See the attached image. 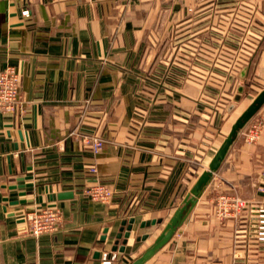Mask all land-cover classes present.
Instances as JSON below:
<instances>
[{
  "label": "crops",
  "instance_id": "crops-1",
  "mask_svg": "<svg viewBox=\"0 0 264 264\" xmlns=\"http://www.w3.org/2000/svg\"><path fill=\"white\" fill-rule=\"evenodd\" d=\"M262 6L0 0V69L12 62L21 70V108L0 111V264H101L105 250L118 253L114 264L140 256L229 133L215 105L234 94L243 66L250 78L264 61ZM230 62V73L220 70ZM84 133L105 139L100 152L91 153ZM244 139L242 132L180 230L145 264H264V244L250 232L254 207L226 219L215 213L220 193L261 199L264 131L255 143ZM91 163L114 190L109 203L85 194ZM44 204L61 208V222L29 234L19 212ZM131 218L124 251L113 250Z\"/></svg>",
  "mask_w": 264,
  "mask_h": 264
},
{
  "label": "built area",
  "instance_id": "built-area-1",
  "mask_svg": "<svg viewBox=\"0 0 264 264\" xmlns=\"http://www.w3.org/2000/svg\"><path fill=\"white\" fill-rule=\"evenodd\" d=\"M29 13L28 9L23 10L25 16L29 15ZM228 67H232L231 62ZM213 69L214 66L207 68L209 73ZM220 70H224V68ZM20 82L21 70L17 64L8 62L0 69L1 112L11 114L21 108ZM263 131L264 120L261 118L256 119L248 125L244 132L245 140L249 143H255L260 140ZM82 139L90 148L93 155L100 152L105 144V139L97 133H84L82 134ZM88 170L95 180L86 186L85 194L93 201L111 202L114 198V190L110 185L98 178L99 171L97 165L91 163ZM259 189L262 194L261 199L257 201H252L238 195L220 193L215 202V213L220 219H226L238 217L248 208L254 207L256 217L251 224L250 232L258 243L264 244V181ZM23 213L26 232L35 236L55 231L62 219V210L56 204L36 205L30 209H26ZM118 258L117 252L105 250L102 252L100 263L114 264Z\"/></svg>",
  "mask_w": 264,
  "mask_h": 264
},
{
  "label": "water",
  "instance_id": "water-1",
  "mask_svg": "<svg viewBox=\"0 0 264 264\" xmlns=\"http://www.w3.org/2000/svg\"><path fill=\"white\" fill-rule=\"evenodd\" d=\"M249 66L245 65L241 69L239 76L242 79L246 78L247 71ZM244 91V85L240 84L237 88V93L234 95V99L239 101L242 98V93ZM264 104V90H262L254 100L247 106V108L240 114V116L235 120L232 124V127L218 148L217 152L213 156L209 168L204 170L196 182L193 184L190 191L186 194L183 199L182 204L176 209L170 220L167 222L161 233L157 236L155 241L148 247L146 250L138 256L134 261L130 264H145L159 249H161L171 238L172 236L180 230V226L189 216L194 206L198 202L199 197L203 194L206 187L213 180L215 172H217L226 158L228 152L230 151L234 141L240 134V131L248 124V122L252 119V117L257 113V111ZM235 104H231L229 110L234 108ZM29 186H33L32 183L28 184ZM71 195L70 193H63L60 196ZM41 199V198H40ZM24 200L23 202H25ZM33 206L29 207L32 208ZM20 214L23 211L19 212ZM135 219L131 218L129 220L124 219L122 222V226L120 231L117 233V238L115 240V244L113 246V250L124 251L125 245L128 242V238L131 235V230L133 229V223ZM156 220H153L155 223ZM143 238H147V235H144ZM120 241L122 245L120 246Z\"/></svg>",
  "mask_w": 264,
  "mask_h": 264
},
{
  "label": "rangeland",
  "instance_id": "rangeland-1",
  "mask_svg": "<svg viewBox=\"0 0 264 264\" xmlns=\"http://www.w3.org/2000/svg\"><path fill=\"white\" fill-rule=\"evenodd\" d=\"M263 15H260L258 19H256V22L259 23L260 27V35L263 36L264 39V6H262V12ZM260 19V20H259ZM264 49V46L261 48ZM256 51V57L258 58L260 55V51ZM255 63V62H254ZM254 65V64H253ZM251 71V75L249 78V73L246 75L245 79H242L240 76V83L238 85H235L234 82L230 89H233L234 92L233 95H230V97H225L223 100L219 99L218 103L215 105V111L216 110H222L223 116L225 118V122L227 124V127L225 126L226 132L228 133L231 127V124L235 122V120L240 116V114L247 108V106L254 100V98L262 91L264 90V61L263 63L258 66L254 65ZM234 68L227 67L224 69L225 73H230ZM227 76V74H224ZM249 78V79H248ZM240 84L244 85V91L242 93V98L239 101H236L234 99V95L237 93V88ZM231 104H235L234 108L229 110V107ZM264 107V104L262 105ZM261 107V108H262ZM261 108L257 111V113L252 117V119L248 122L250 124L251 122L255 121L254 118L259 114L261 111ZM248 124L240 131V133L246 131ZM245 140V139H244ZM249 143V142H248Z\"/></svg>",
  "mask_w": 264,
  "mask_h": 264
}]
</instances>
